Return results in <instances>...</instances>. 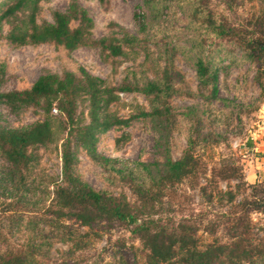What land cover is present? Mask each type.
<instances>
[{"label":"rangeland","instance_id":"obj_1","mask_svg":"<svg viewBox=\"0 0 264 264\" xmlns=\"http://www.w3.org/2000/svg\"><path fill=\"white\" fill-rule=\"evenodd\" d=\"M77 1L93 20L92 38L126 32L140 43L125 47L120 56L90 45L71 50L53 43L13 45L6 35L13 24L26 26L28 11L23 10L1 26L0 92L29 88L45 73L79 75L80 68L109 86H141L147 79L162 76L167 64L174 78L171 96L161 99L135 90L119 91V100L108 112L128 117L155 105H169V120L163 119L169 128L160 130L149 117L135 119L126 127H112L97 142L98 153L110 160L103 164L74 144L73 172L92 188L138 205L126 176L143 173L138 163L152 169L167 154L179 158L191 138L204 172L166 185L160 205L154 207L159 211L155 217L167 224L185 219L196 229L202 249L213 241L231 246L237 238L241 240L245 257L232 263L224 256L215 264H264V174L258 170L264 166V62L261 57L245 59L237 36L254 32L250 23L264 11V0H198L218 23L232 29L206 43L205 54L212 55L218 71V99L211 100L199 85L191 48L189 21L201 18L187 4L151 9L142 0ZM11 2L0 0V13ZM71 2L40 0L37 21L53 22V12L66 11ZM71 25L78 22L71 20ZM88 104L86 95L78 96L77 115L83 124L89 121ZM51 113L52 139L30 147L31 162L23 177L12 170L0 151V257L17 253L25 264H144L147 250L132 232L133 226L120 222L83 226L56 218L54 190L63 182L61 151L67 125L58 110ZM43 119L37 106L13 110L0 104V130ZM231 164L240 167L242 181L220 180L218 170ZM253 198L260 201L259 209L237 206L241 200L247 205ZM8 207L11 212L1 211ZM234 216L241 219L239 228H235Z\"/></svg>","mask_w":264,"mask_h":264},{"label":"trees","instance_id":"obj_2","mask_svg":"<svg viewBox=\"0 0 264 264\" xmlns=\"http://www.w3.org/2000/svg\"><path fill=\"white\" fill-rule=\"evenodd\" d=\"M40 0H12L0 13V30L5 21H11L23 10L28 11L26 26L13 24L6 39L13 45L53 43L66 49H75L83 45L97 46L107 51L111 56L125 53V47L140 43V39L126 32L120 35L104 36L98 39L91 37L93 20L85 8L77 0H72L66 11L53 12V22L37 21ZM145 8L157 9L171 3L187 4L201 21L191 19V48L195 50L193 64L200 87L207 99H218V71L214 66L212 55L206 56V43L211 37L226 36L232 29L218 23L211 10L200 6L198 0H142ZM137 16V15H136ZM138 17V16H137ZM71 20L78 25L73 27ZM254 32L241 37L237 35L245 59L261 57L264 62V11L254 17ZM235 35V33H231ZM1 38V34H0ZM165 56L168 49L165 48ZM165 60H170L165 57ZM139 91L153 98L167 99L174 92V78L166 64L162 76L145 80L141 86L123 84L119 87L109 86L105 81L90 74L84 68L79 69V75L66 71L63 75L45 73L40 75L26 89L0 92V104H5L13 110L25 106L41 108L44 119L19 127H8L0 130V151L14 172L23 177V172L31 162L29 149L35 145L48 143L53 136L52 110H58L65 119L67 136L62 145V183L57 185L55 194L56 218H68L83 226H92L105 222L113 224L120 222L133 226L135 233L146 248L144 264H215L224 256L229 262H235L239 257H245L246 252L240 239L231 246L213 241L203 249L198 247L195 237L196 229L187 221L177 224L166 223L155 217V205H160L166 185L181 182L189 176L198 177L204 172L198 156L193 150V141L187 139V147L181 156L173 159L169 154L162 163H155L154 168L145 163H138L142 174L126 176L131 183L132 191L137 195L139 204H130L124 198L110 195L108 192L96 190L73 172L75 152L73 145H80L88 155L100 164L110 160L97 151L99 135L116 126H129L138 118L149 117L159 129L169 128L163 124V119L169 120L171 108L169 105H155L150 111L139 110L128 117H120L108 112L109 107L119 100V91ZM84 94L88 98L89 121L86 124L78 120L77 100ZM169 129L162 133L168 134ZM147 174H146V173ZM220 180L243 179L240 167L223 165L218 170ZM220 192V191H219ZM234 198L235 195L227 191ZM240 208L248 207L257 210L261 207L259 200L253 198L246 205L240 201ZM264 209V206H263ZM2 212H11L5 208ZM249 211V210H248ZM235 228L241 224L240 217H233ZM240 238V237H239ZM0 264H25V259L17 253L0 257Z\"/></svg>","mask_w":264,"mask_h":264},{"label":"built area","instance_id":"obj_3","mask_svg":"<svg viewBox=\"0 0 264 264\" xmlns=\"http://www.w3.org/2000/svg\"><path fill=\"white\" fill-rule=\"evenodd\" d=\"M258 170H260L262 172V174H264V166L261 167V169L258 168Z\"/></svg>","mask_w":264,"mask_h":264},{"label":"water","instance_id":"obj_4","mask_svg":"<svg viewBox=\"0 0 264 264\" xmlns=\"http://www.w3.org/2000/svg\"><path fill=\"white\" fill-rule=\"evenodd\" d=\"M262 204L264 205V202Z\"/></svg>","mask_w":264,"mask_h":264}]
</instances>
